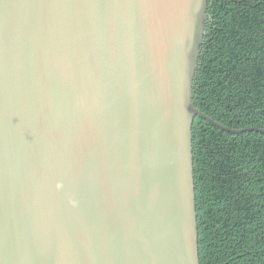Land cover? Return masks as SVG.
Segmentation results:
<instances>
[{"label": "water", "instance_id": "obj_1", "mask_svg": "<svg viewBox=\"0 0 264 264\" xmlns=\"http://www.w3.org/2000/svg\"><path fill=\"white\" fill-rule=\"evenodd\" d=\"M207 3L0 0V264H200Z\"/></svg>", "mask_w": 264, "mask_h": 264}, {"label": "trees", "instance_id": "obj_2", "mask_svg": "<svg viewBox=\"0 0 264 264\" xmlns=\"http://www.w3.org/2000/svg\"><path fill=\"white\" fill-rule=\"evenodd\" d=\"M194 107L264 131V0H208ZM192 160L200 264H264V135L196 117Z\"/></svg>", "mask_w": 264, "mask_h": 264}]
</instances>
